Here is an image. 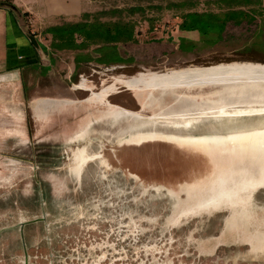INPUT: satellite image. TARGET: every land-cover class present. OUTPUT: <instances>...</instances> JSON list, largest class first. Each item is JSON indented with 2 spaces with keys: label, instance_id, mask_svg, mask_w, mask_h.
<instances>
[{
  "label": "water",
  "instance_id": "95a60500",
  "mask_svg": "<svg viewBox=\"0 0 264 264\" xmlns=\"http://www.w3.org/2000/svg\"><path fill=\"white\" fill-rule=\"evenodd\" d=\"M247 82L0 109V264H264Z\"/></svg>",
  "mask_w": 264,
  "mask_h": 264
},
{
  "label": "rangeland",
  "instance_id": "374dc122",
  "mask_svg": "<svg viewBox=\"0 0 264 264\" xmlns=\"http://www.w3.org/2000/svg\"><path fill=\"white\" fill-rule=\"evenodd\" d=\"M4 1L7 4L12 3V0ZM80 1L84 8L80 15L58 18L57 22L60 24L78 22L83 14L94 15L104 11L122 10V13L101 16V20L121 19L135 24V40L117 44V53L125 62L107 66L95 60L76 63V56L79 53L87 59H97L102 54L95 52L96 46L82 52L52 49L51 36H45L42 34L43 30H37L33 36L43 46L44 66L39 67L40 73L39 69L37 72L31 71L32 73L29 70L23 72L16 83H0V109L23 104L97 100L100 98L98 94L104 89L110 94L106 99H111L166 95L252 83L247 82L248 79L264 82L260 77H247L232 72L213 81L196 80L194 83V80H190L175 87L153 89L152 86L144 84H139L141 86L126 84L128 81L146 78L154 73L166 74L219 65L264 66V0H260L261 5L240 7L248 12L255 10L252 13L255 20L252 23L244 21L238 26L227 24L222 41L215 46L205 43L197 32L180 31L179 26L182 23L181 16L186 13L207 11L222 14L226 6L220 3L221 0ZM179 4L184 6L180 8L174 6ZM131 7H139L142 10L132 15L126 11ZM249 43H255L258 47L251 49L262 50L242 53ZM182 88L187 91L179 92L178 89Z\"/></svg>",
  "mask_w": 264,
  "mask_h": 264
},
{
  "label": "trees",
  "instance_id": "16d2710c",
  "mask_svg": "<svg viewBox=\"0 0 264 264\" xmlns=\"http://www.w3.org/2000/svg\"><path fill=\"white\" fill-rule=\"evenodd\" d=\"M226 9L222 14H213L206 11L202 13L190 12L181 16L182 23L179 26L180 31L197 32L203 41L208 45L215 46L222 41V35L227 24L232 23L235 26L242 22L252 23L255 10L244 11L240 7L248 5H261L260 0H221ZM181 5V6H180ZM182 7L184 4L174 5ZM139 7H131L126 11L129 14H135L141 11ZM122 13V10L104 11L97 14H83L78 22L62 23L50 27L44 31V34L51 36L50 47L55 50L85 51L91 46H96V53L102 55L97 58L82 57L81 53L76 56V63L90 62L95 60L105 66L111 64H122L125 60L117 53V44L127 43L135 40V24L131 21H102L101 16L108 14ZM249 46V47H247ZM241 52L250 53L261 51L251 48H258L255 43H249ZM183 49V47H181ZM238 50V49H233ZM262 53V52H261ZM87 59V61H86Z\"/></svg>",
  "mask_w": 264,
  "mask_h": 264
},
{
  "label": "crops",
  "instance_id": "0c3cea01",
  "mask_svg": "<svg viewBox=\"0 0 264 264\" xmlns=\"http://www.w3.org/2000/svg\"><path fill=\"white\" fill-rule=\"evenodd\" d=\"M11 2L7 4L0 0V83H16L23 72H37L39 67L44 66L43 46L39 44L40 48L36 49L30 44L28 36H33L37 30H43L44 34L46 29L60 25L56 19L75 17L84 11L80 0Z\"/></svg>",
  "mask_w": 264,
  "mask_h": 264
},
{
  "label": "bare ground",
  "instance_id": "6f19581e",
  "mask_svg": "<svg viewBox=\"0 0 264 264\" xmlns=\"http://www.w3.org/2000/svg\"><path fill=\"white\" fill-rule=\"evenodd\" d=\"M237 72V75L247 76V77H260L264 80V66L259 65H219L214 66L211 68H197V69H191L189 71H176V72H169L166 74H160V73H154L144 77H140L138 79H134L131 81L126 82L127 85H139L144 84L145 86H152L154 87H175L176 85H182L186 84L185 81L194 80V83L196 80L199 82V80L202 81H213V79L217 77H223L225 75H229V73ZM235 75V74H234ZM233 75V76H234ZM196 82V84H197ZM192 83V82H191ZM195 84V85H196ZM201 84V83H200ZM143 85V86H144ZM198 85V84H197ZM202 85V84H201ZM141 86V85H139ZM191 86V85H190ZM132 87V86H131ZM184 87V86H183ZM188 87V86H187ZM108 90H102L100 94H98V97L101 99H106L109 96ZM95 97V95H93ZM96 97V98H98ZM99 98V99H100Z\"/></svg>",
  "mask_w": 264,
  "mask_h": 264
},
{
  "label": "flooded vegetation",
  "instance_id": "af4514ba",
  "mask_svg": "<svg viewBox=\"0 0 264 264\" xmlns=\"http://www.w3.org/2000/svg\"><path fill=\"white\" fill-rule=\"evenodd\" d=\"M19 224H20L21 227H23L25 223H19ZM25 264H26V263H25Z\"/></svg>",
  "mask_w": 264,
  "mask_h": 264
}]
</instances>
